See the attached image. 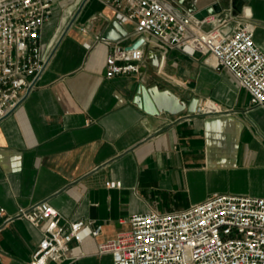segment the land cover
<instances>
[{"label":"crops","instance_id":"crops-1","mask_svg":"<svg viewBox=\"0 0 264 264\" xmlns=\"http://www.w3.org/2000/svg\"><path fill=\"white\" fill-rule=\"evenodd\" d=\"M196 5L230 14L232 25L251 23L264 54V0ZM116 16L104 0H54L40 31L44 70L0 119V264H29L42 228L18 213L42 200L63 224L102 226L97 237L72 241L62 264H112L97 246L127 230L130 215L179 211L213 194L264 198V106L251 107L231 74L199 53H164L162 72L173 82L156 74L146 52L139 73L105 78L111 46L95 37ZM124 27L127 46L137 36ZM151 82L195 96L200 113L143 112L132 98Z\"/></svg>","mask_w":264,"mask_h":264},{"label":"built area","instance_id":"built-area-1","mask_svg":"<svg viewBox=\"0 0 264 264\" xmlns=\"http://www.w3.org/2000/svg\"><path fill=\"white\" fill-rule=\"evenodd\" d=\"M134 35L146 39L135 49L121 41H97L111 46L104 76L139 73L147 41L164 54L178 50L199 53L216 69L231 74L250 96L251 107L264 106V54L253 41L248 22L232 25V16L197 15L177 0H104ZM54 0H0V119L21 101L44 70L46 55L40 31L49 21ZM211 111L217 112L216 105ZM106 186L116 187L115 182ZM18 216L41 227L29 264H62L69 244L97 237L102 229L93 220L61 223L58 211L42 200L19 211ZM128 229L97 246L112 264H264V198L213 194L188 208L133 214Z\"/></svg>","mask_w":264,"mask_h":264},{"label":"water","instance_id":"water-1","mask_svg":"<svg viewBox=\"0 0 264 264\" xmlns=\"http://www.w3.org/2000/svg\"><path fill=\"white\" fill-rule=\"evenodd\" d=\"M189 12H197V15L212 13L211 8L198 12L196 0H177ZM100 36L108 41H119L128 36L126 28L113 19L106 24L100 32ZM146 39L143 35L138 36L132 43L126 46L127 49H135ZM146 58L155 68L156 74L161 78L174 81L162 72L164 62V54L159 47L152 42L147 41ZM132 103L143 112L150 115H158L167 113L169 115H177L182 112L189 114L200 113L201 106L198 98L189 94L181 97L167 87H159L156 82L149 84L139 83L135 88V94Z\"/></svg>","mask_w":264,"mask_h":264}]
</instances>
